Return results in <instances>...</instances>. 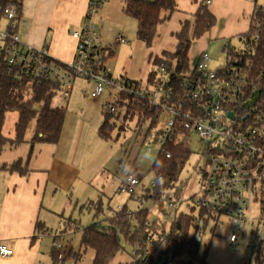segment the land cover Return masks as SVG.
I'll return each instance as SVG.
<instances>
[{
  "label": "built area",
  "instance_id": "obj_1",
  "mask_svg": "<svg viewBox=\"0 0 264 264\" xmlns=\"http://www.w3.org/2000/svg\"><path fill=\"white\" fill-rule=\"evenodd\" d=\"M104 1L88 0L83 22L71 30L76 39L73 59L64 62L45 46L24 41L17 32L20 15L16 0H0V60L17 77L27 79L29 90L34 84L48 83L56 109H65L74 78L92 81L93 99L105 93L113 98L103 103L104 111L116 113L120 102L146 109L151 119H156L153 130L159 131L147 136L146 142L147 151L154 152L155 158L158 154L171 157L167 148L171 144L190 141L193 135L201 138L204 151L196 169L201 181L192 200L196 207L217 215L216 227L225 225L230 229L227 241L231 247H240L242 254L251 255L255 247L264 243L263 214L257 217L254 213L256 184L264 178V115L257 106L259 88L250 79L249 63H241L240 56L228 57L230 60L213 67L204 50L177 83L171 79L173 67L166 71L163 63L153 67L152 80L116 77L105 66L109 48L95 20ZM257 22L255 19L254 24ZM258 40L259 35L253 34L236 50L252 53ZM116 42L127 40L118 36ZM153 173L148 180L146 176L126 174L118 185L119 193L140 197L142 204L146 200L138 191L153 188L163 179L162 173ZM164 199L167 198L158 202ZM52 248L61 260L64 253L58 234ZM12 255L13 250L0 243V257Z\"/></svg>",
  "mask_w": 264,
  "mask_h": 264
},
{
  "label": "trees",
  "instance_id": "obj_2",
  "mask_svg": "<svg viewBox=\"0 0 264 264\" xmlns=\"http://www.w3.org/2000/svg\"><path fill=\"white\" fill-rule=\"evenodd\" d=\"M254 3V12L248 30L239 35L241 42L253 34L259 35V40L252 53L243 54L232 46H225L227 50L226 60L239 57V61L248 62L250 65L249 76L259 88L257 106L264 115V7ZM18 13H21V0H16ZM174 0L162 2H145L140 0H123V12L135 19L136 36L147 47H150L156 35L157 25L164 21L161 17L164 10H174ZM195 21L191 38L188 37V22L185 21L179 32L174 36L177 40L174 51H162L160 56H154L152 65L158 67L165 65L166 71L173 67L171 79L177 83L181 74L189 69V50L193 39L201 37L214 24L215 17L210 12L206 0H201L195 12ZM258 22L254 24V20ZM113 56L110 52L109 57ZM230 57V58H228ZM155 72L151 71L148 79H153ZM27 79L20 78L9 71L5 63L0 60V150L5 144L16 147L25 142V134L31 129L30 151L35 143H56L65 117V109H56L53 106L54 94L50 85L46 82L34 84L29 90ZM9 112H16L17 119L14 123L13 137L5 136L2 132L5 117ZM103 118L98 127L101 138L117 139L119 134L126 129L128 121H135V126L141 131L142 124L150 120L145 134L147 136L159 131L153 130L156 119L146 109L131 105V103H119L116 113L102 110ZM33 122V123H32ZM139 131V132H140ZM171 151V157L158 154L154 159L151 169L153 172L162 173L161 183L153 188L141 191L142 196L150 203H157L160 199H169L172 195L179 197L181 186L178 185L179 175L190 155V141L167 146ZM28 160L18 158L11 164L4 166L10 172L24 174ZM133 196V195H131ZM264 208V207H263ZM98 211V218L101 214ZM149 209L139 207L130 209L125 203L119 209L105 216L100 221L89 224L82 229L79 242L80 249H92L94 252L92 264H112L118 253L127 252L130 247L133 260L119 262L118 264H192L198 261L200 264H208L206 261L211 237L215 234L217 215L209 210L188 206L187 212H182L166 224L149 214ZM264 218V212L262 213ZM63 232H69L77 228V222L68 220ZM42 223L36 222V230L40 231ZM49 230L42 228L43 233ZM208 234L207 240L205 239ZM162 244L159 254L154 256L151 252L154 247ZM152 248V250H150ZM133 250V251H132ZM52 264L62 261L57 259L52 252ZM162 259L160 263L159 260ZM253 264H262L264 261V246L255 247L250 255ZM251 262V263H252Z\"/></svg>",
  "mask_w": 264,
  "mask_h": 264
},
{
  "label": "rangeland",
  "instance_id": "obj_3",
  "mask_svg": "<svg viewBox=\"0 0 264 264\" xmlns=\"http://www.w3.org/2000/svg\"><path fill=\"white\" fill-rule=\"evenodd\" d=\"M122 3V0H105L99 14L102 19L100 21V18L96 17L95 20L97 23L99 20L107 30L106 33H104V29L101 31L100 36H102L104 41H112L117 33L126 36L127 44L115 45V55L110 58L109 63H114L116 70L127 68V73L131 78L139 79L145 75L146 68L144 66L146 65L144 63L145 61L148 63L150 51L156 52L174 47L175 37L174 33L171 32L177 29V16L171 17L170 20L158 27L157 36L152 48L149 50V47L136 36L135 19L128 17L122 12ZM257 5L264 7V0H257ZM23 27V25H20L21 30ZM195 44L193 42V45ZM224 45L223 40H215L210 43L207 52L212 60L211 64L213 67L224 63ZM84 88L88 91H85ZM89 91V85L85 84L83 80L78 79L75 81L69 97L68 107L65 110L62 132V136H66L70 132H78L80 129L85 128L87 140L83 155L80 157V172L77 178L69 185H55L52 186L53 188L49 186L44 199L46 208L42 210V214L47 216L48 230L52 231L53 235H56L57 231L59 233V241L62 244L64 254L62 261L58 264H92L93 250L89 248L83 250L79 246L83 227L94 222L100 224L98 220L110 215L113 211L119 209L118 206L121 207L125 203L130 209H133L131 207L137 203L139 204L137 208L146 207L149 209V214L154 218L164 221L166 224L170 223L174 216L187 212L188 206L195 205L192 198L197 193L201 181V176L196 169L198 160L204 151V145L201 138L193 135L190 140L189 158L179 175L178 185L181 186L179 197L172 195L170 199H164V202L152 204L144 201L140 204V197L133 195L130 196L131 200L128 195L119 193L117 187L124 175L135 173L142 178L146 176V180L154 175L150 169L155 153L147 151L146 142L148 139L145 138L149 123L148 121L143 123L140 131L135 126L134 120L128 121L126 122V129L119 134L117 139L105 140L101 138L98 135L97 128L103 118L102 102L113 101V98H108L103 94L100 99H93L90 97ZM16 119V112L7 113L2 128L5 136L13 137ZM31 129L29 127L25 134L26 141L16 146V148L5 144L0 150V160H13L18 156H23L22 160H28L29 163L31 158L38 157L40 159L39 152L36 150L37 147L38 149H40V146L46 145H49L50 149L55 147L51 143H35L30 151V143L27 140L30 139ZM146 180L144 181L146 182ZM256 192L258 198L254 205V213L258 217L264 212V178L257 181ZM138 194H142L140 190ZM98 211H102L99 218ZM68 220L76 221L77 228L64 233L63 228L67 225L65 222ZM229 230V228L218 226L214 236H222L226 232L225 238L227 240ZM50 232L42 234V236L40 234V238H43L42 246L45 249H49L52 243ZM208 236L206 234V240ZM161 245L158 243L153 250L152 248L150 249L154 256L163 249ZM52 251L53 248L51 247V253ZM126 251L118 253L112 264L133 260L130 247L126 246ZM49 259L51 263L52 259L50 257ZM192 264L200 263L193 261Z\"/></svg>",
  "mask_w": 264,
  "mask_h": 264
},
{
  "label": "crops",
  "instance_id": "obj_4",
  "mask_svg": "<svg viewBox=\"0 0 264 264\" xmlns=\"http://www.w3.org/2000/svg\"><path fill=\"white\" fill-rule=\"evenodd\" d=\"M200 1L174 0L173 11H162L161 17H165V19L157 25L156 35L149 50L152 48L157 36L158 27L170 20L171 17L177 16L176 19L178 21L177 29L171 33L179 32L183 23L187 21L189 24L188 37L191 38L195 21L194 15ZM206 3L215 17V22L201 37L192 40V46L188 53L189 67L195 63L202 51H207L212 41L223 40L225 45L228 43L235 49L241 48L242 42L238 40V37L248 30L255 8L251 0H206ZM87 4L88 0H21V13L17 32L27 43L37 47L45 46L57 60L69 62L73 59L76 46V39L71 35V30L78 28L83 22ZM99 18L101 21V15ZM20 25L24 26L22 30ZM103 29L104 33H106V28L98 20L97 30L100 35ZM118 36L126 38L123 34L117 33L112 41H104L101 36L109 48L105 66L116 77L134 79L128 75L127 68L116 70L114 63H109L110 58L115 55V45L127 44L116 42ZM193 42L196 44L193 45ZM176 43L177 40L175 38L173 48L156 52L150 51L148 63L146 61L145 63L147 64L144 63L146 65L144 66L146 68L144 77L134 80L146 81L149 73L153 72V57L160 56L164 50L174 51ZM110 52H113L111 57H109ZM224 54L226 59V49ZM75 79H81L85 84L89 85L90 95L93 88L92 81L74 78L72 90ZM84 90L88 91L86 88ZM104 95L109 98L106 93ZM69 97L65 110L68 107ZM104 102H102V105ZM63 124L58 141L52 143L55 147L53 149H50L49 145L40 146V149L37 147L36 150L39 152L40 159L38 157L31 158L27 164L28 170L24 174L15 171L10 172L7 168H4V166L11 164L18 158L23 159V156H18L13 160H0V243L13 250L12 256L0 257V264H52V260L51 263L49 262V257L52 259L51 247L55 235H53L52 231L41 232L42 228H49L47 226V216L42 214V210L46 208L44 199L49 186H61L62 184L66 186L77 178L80 172V157L83 155L87 140L85 128L62 136ZM24 150L26 151V149ZM134 205L131 208L135 209L139 206L137 203ZM37 221L42 223L40 231L36 230ZM220 227L228 229L225 225ZM49 232L52 236V243L49 249H45L42 246L43 238L40 237L42 234H48ZM225 233L222 236L215 235L212 237L206 257L207 263L252 264L250 255L242 254L240 247L233 248L230 246L228 239L226 240L225 238ZM57 234H59L58 231ZM262 264H264V261Z\"/></svg>",
  "mask_w": 264,
  "mask_h": 264
},
{
  "label": "water",
  "instance_id": "obj_5",
  "mask_svg": "<svg viewBox=\"0 0 264 264\" xmlns=\"http://www.w3.org/2000/svg\"><path fill=\"white\" fill-rule=\"evenodd\" d=\"M229 115H230L231 117H233V114H232V113H229Z\"/></svg>",
  "mask_w": 264,
  "mask_h": 264
}]
</instances>
